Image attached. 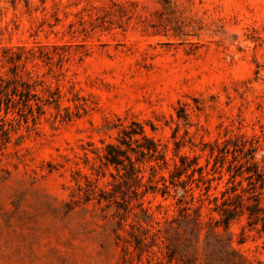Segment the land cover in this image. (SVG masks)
Masks as SVG:
<instances>
[{
  "label": "rangeland",
  "instance_id": "rangeland-1",
  "mask_svg": "<svg viewBox=\"0 0 264 264\" xmlns=\"http://www.w3.org/2000/svg\"><path fill=\"white\" fill-rule=\"evenodd\" d=\"M38 45L25 68L51 104L35 122L0 111V264H204L203 232L192 262L162 255L131 217L118 226L97 199L115 173L100 158L132 120L164 149V175L175 152L204 165L217 142L264 131V0H0V46ZM142 199L173 214L171 197ZM259 227L228 230L253 264Z\"/></svg>",
  "mask_w": 264,
  "mask_h": 264
},
{
  "label": "trees",
  "instance_id": "trees-1",
  "mask_svg": "<svg viewBox=\"0 0 264 264\" xmlns=\"http://www.w3.org/2000/svg\"><path fill=\"white\" fill-rule=\"evenodd\" d=\"M36 53L38 57L45 56L44 46H0V111L15 109L25 122H35L45 113V106L51 104V99L35 91L40 83L38 76L25 68ZM0 122L10 123L4 117H0ZM103 149L100 161L113 166L115 173L110 172L109 187L99 188L97 199L106 207L114 206L113 217L119 227L131 217L127 224L143 234L150 233L152 244L168 259L186 257L194 262L203 232L208 250L204 264H253L232 246V233L228 230L231 222L241 217L250 228L258 225L264 229V152L258 154L264 150L263 130L217 142L211 146V161L204 165L198 164L197 156L175 152L178 161H172L167 175L158 174L159 169L168 166L164 149L136 120L123 127L116 142L106 143ZM223 175V188L219 194L211 193L210 189L216 187L212 181L221 180ZM147 192H159L164 199H173L170 218L166 205L160 202L155 208L163 215L154 216L142 199ZM134 238L137 247L149 246L144 239ZM117 239L125 249L130 243L121 234H117Z\"/></svg>",
  "mask_w": 264,
  "mask_h": 264
}]
</instances>
